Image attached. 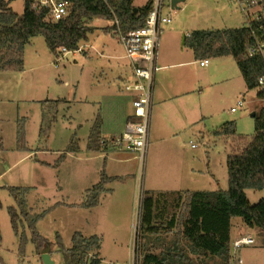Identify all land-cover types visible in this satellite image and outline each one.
<instances>
[{
    "label": "rangeland",
    "instance_id": "rangeland-1",
    "mask_svg": "<svg viewBox=\"0 0 264 264\" xmlns=\"http://www.w3.org/2000/svg\"><path fill=\"white\" fill-rule=\"evenodd\" d=\"M148 2L133 0V5L143 7ZM9 7L14 13L21 14L24 0H13ZM254 12L264 13V5L251 10V14ZM251 18L241 11L237 0H184L175 6L171 24L165 30L177 27V38L183 32L192 30L241 28ZM88 25L94 27V31L86 41L80 43V51H70L64 56L54 55L49 52L43 37L35 36L24 47L22 70L0 72L2 261L4 264H42V251L35 252L30 243L25 253H18V237L11 229L7 213V208L15 204L4 189L12 186L30 188L26 197L27 208L32 215L43 214L36 223V231L47 239L50 245L48 254L54 264H63L61 250L55 244L57 235L67 249L75 232L85 237L97 235L100 238L98 255L103 258H100L101 264H141L145 254H158L161 250L165 253L166 248L171 249V246V252L183 255L196 264H223L218 257L192 256L185 248L186 243L182 247L179 238L170 234L168 221L171 215L178 213L180 206L175 197L169 198L162 194L157 197L160 210L155 223L158 227L157 236L147 237L137 230L133 238V223L136 227L140 226L141 210L138 207L137 213L136 204L140 206L146 190L167 188L171 177L169 170L177 166L178 156L195 158V168L198 170L196 180L201 181L197 188L206 191V180L211 181V175H214L222 190H227L224 155L229 151L223 142H213L209 131L223 122H234L236 134L241 138H231L230 153L240 152L254 134L251 110L259 112V108L264 106V98L257 97L258 92L264 91V83L248 89L240 82L233 92L227 90L223 97H218L214 94L218 86L214 85L208 90L204 88L210 86L208 80L215 82L220 78V73L212 76L208 68H191L202 86L198 95L204 114L202 116L207 117L205 122L202 120L196 125L201 135L186 131L168 137V131H159L160 125L152 133L155 120L151 117V133L142 163L130 159L133 157L131 154H120L117 163H109L108 175L116 174V165L120 168L117 172L128 175L110 182L109 188L114 193L101 195L98 206L86 209L79 206L84 201L85 191L98 183L101 171L106 168L104 157L86 150L94 119L99 115L101 137L109 140L122 133L123 115L130 112L128 101L121 99L125 81H117L118 74L130 69V66L123 58L124 51L111 24L104 19H94ZM160 37L162 40L163 36ZM86 44L91 45V48H86ZM232 83L237 82H231V86ZM242 99L246 102L243 108L237 105L238 100ZM208 100L210 110L208 105L204 107ZM53 102L57 105L56 113L50 105ZM231 108L236 111L231 113ZM43 114L46 120L43 126L48 128L40 133ZM52 116H55V120L51 122ZM20 121L23 123L26 150L17 149V125ZM156 138L161 141L157 143ZM71 140H75L79 148L76 153L68 152ZM188 140L195 145V149H190ZM62 153L66 156L57 163ZM220 186L213 185L211 188L220 189ZM247 195L251 204L264 199L263 195L251 190L247 191ZM240 219L236 217L234 223ZM21 230L22 226L19 228ZM251 236L255 238L256 244L240 250L242 264H264L263 236L261 233ZM142 245L145 247L144 253L140 252ZM93 254H89V257Z\"/></svg>",
    "mask_w": 264,
    "mask_h": 264
},
{
    "label": "trees",
    "instance_id": "trees-1",
    "mask_svg": "<svg viewBox=\"0 0 264 264\" xmlns=\"http://www.w3.org/2000/svg\"><path fill=\"white\" fill-rule=\"evenodd\" d=\"M11 1L13 0H0V72L22 70L24 47L35 36H42L49 52L54 55L60 48L76 51L80 43L93 33L94 27L88 24L94 19H116L120 30L127 33L140 28L150 11L149 2L143 7H134L133 0H72L69 14L65 18L57 22H46L31 11L25 2L23 12L14 13L9 7ZM257 16L256 20L248 21L241 28L192 31L186 37L185 44L197 60L232 56L246 87L255 88L260 86L259 78H264V49L262 53L248 55V50L255 45L256 39L264 42V13L259 12ZM111 29L114 30L115 26H111ZM257 97L264 98V91L258 92ZM50 105L56 113V103ZM253 119L254 134L251 139L240 152L230 153L226 157L227 190L183 192L177 219L173 217L169 220V225L176 223V227L181 229L180 234L191 254L218 257L223 264H229L230 221L236 217H240L247 227L257 229L264 242V199L251 204L245 194L246 190L264 191V107ZM53 120L55 116H52L51 122ZM43 123H46L44 114L40 133L48 128ZM17 127V149L26 150L22 121L18 122ZM100 130L101 118L98 115L87 138V151L106 152L113 147L111 141L115 138L103 139ZM212 134L216 137L241 138L236 134L232 121L223 123ZM78 150L76 141L71 140L68 152L76 153ZM65 156L62 153L57 163ZM115 179L117 178L108 177L103 169L98 183L85 191L84 201L79 206L86 209L96 207L101 195L107 192L105 187ZM1 188L3 187L0 190ZM4 189L15 204L14 207L7 208V213L11 229L18 237L19 255L25 253L28 243L35 252L49 248L47 239L36 231V223L43 214L32 215L27 208L26 197L30 188L11 186ZM155 202L149 192L143 193L139 230L145 235L157 232ZM21 226L23 230L20 232ZM1 240L0 234V242ZM55 244L61 250L63 264H101L98 255L100 238L96 235L85 237L75 232L67 249L57 235ZM144 250L142 245L140 252L144 253ZM91 253L94 254L89 257ZM0 263L4 264L1 257ZM141 264L196 263L183 255L176 259L170 258L166 253V256L145 254Z\"/></svg>",
    "mask_w": 264,
    "mask_h": 264
},
{
    "label": "crops",
    "instance_id": "crops-1",
    "mask_svg": "<svg viewBox=\"0 0 264 264\" xmlns=\"http://www.w3.org/2000/svg\"><path fill=\"white\" fill-rule=\"evenodd\" d=\"M170 24L163 26L159 34L160 36L162 35L163 38L161 40V37L159 36V42H158V47H157V54H156L157 70L154 73V78H153L149 135L151 133V117L153 118V120H155V123L152 127V133H155L156 127L160 125L161 128L159 129V131L160 132L168 131L169 132L168 137H175L176 132H186V131H189L190 134H193V135L194 134L201 135V132L199 129H198L199 131L197 130L196 125L199 121L203 120V122H205V119L207 117L202 116L204 114L202 112L203 110L201 109V100L199 101L200 96L198 95V91H200L201 93L200 88H202V86L200 85V81L198 82L197 79L195 78V74L192 73L191 68H193L194 66H197L202 69L208 68V72L212 76L213 74L220 73L219 74L220 78H217L215 82H210V80H208V83L210 86L204 88L205 90H208L212 88V86L214 85L218 86V89L214 93L218 97L219 96L223 97V93H225L227 90H231L233 92L234 88L236 86H239L240 82L243 85L245 84V82L238 70L236 61L232 56L209 58V59H206L208 60L207 66H200L199 62L201 60L195 59L192 50H190L185 44L186 37L192 31H195V30L183 32L181 37L177 36L176 38L177 27H172L168 31L165 30V27L169 26ZM87 47L88 49H90L91 45L88 46L86 44V48ZM82 50L84 53L85 52L84 49ZM123 58L125 57L123 56ZM116 59H120V57H116ZM129 71H130V76H129ZM130 78H131V69H125L123 70L122 73L120 72L118 74L117 81L120 83V80L122 81L124 79V81L127 82L130 80ZM233 81L237 83L236 84L232 83V86H231L230 83ZM122 93H121V96H122L121 99L123 100L126 99L128 103L130 104V96L127 95L125 90H122ZM115 95L117 97L118 95L117 91ZM242 100L245 101L244 99ZM206 105H208V108H209V105H210L209 100L204 103V107ZM245 105H246V102H245ZM263 107L264 106L260 107L259 109ZM129 110L130 112L128 114H126L125 112V114L123 115V119H122L123 128L132 113L131 105H130ZM231 113H234V112H231ZM257 113L258 111L252 112L251 110L250 114L255 115ZM120 118L121 117L119 116V119ZM223 120L225 121V119ZM160 121H161V124H160ZM216 128H218V126H216L215 128H211L209 133L212 136L213 142L217 140V141L223 142L227 146L229 153L227 151L225 152L224 157L226 158L227 155L230 154V151L232 149V145H231L232 137L214 136L212 133L214 130H216ZM160 141L161 140L159 138L157 140V143H159ZM189 142L190 141L188 140V143H187L188 146H189ZM93 154H99L101 155V157H104L106 175L108 177H116L117 178L116 181L121 180L122 178L126 177L128 174L126 175L125 173L117 172V171H120V168L116 165V170L114 169V171H116L114 173L116 174L108 175L107 169H110L109 163L110 164L114 162L117 163L119 160L118 158L120 154H131L133 157H131L130 159L138 160L137 155L135 153L125 152L121 150L120 148H116V149L111 148V150H108L106 152H99V153H93ZM179 155H181V153H179ZM34 156H36V153ZM182 157L178 156L179 160H178L177 166H172L171 169L169 170L171 173V177H170V181H169L167 188L162 189V190L160 189L159 190L158 189L146 190L147 192L151 194L152 198L155 201L158 200L157 197L162 194V196H165V197L169 196V198L175 197L177 199L176 202L178 203V205L181 206V202L183 200V192L202 191L200 190V188H197L199 185H201V181L196 180V176L198 175V174L196 175V172H198V170L195 168L196 167L195 158L186 157V156H182ZM225 163H226V160H225ZM211 176H212L210 179L211 181L206 180L205 185L207 187L206 188L207 190L204 189L206 191H216L218 189H213L211 187L213 185L216 187L220 186L218 183V179L214 175H211ZM105 188L107 192H105L104 194L114 193V190L109 188V184ZM220 190H222L221 186H220ZM247 191L248 190L245 191L246 197L248 196ZM251 191L263 195L262 198H264V191H253V190ZM157 204H158L157 202H155L154 204V213L160 212ZM117 209L118 208L116 207V210ZM177 215L178 213L175 216L171 215L169 220H171L173 217L176 220ZM156 217H158V214ZM234 219L236 218H232L230 221L231 222L230 243L235 238L239 237L240 235H245V234L258 235V233H260L255 228L247 227L243 223L242 219H240L236 223H234ZM167 225H168L167 228L170 229V234L175 236L176 239L179 238L180 245L184 247L185 240L182 239V236L180 234L181 229L176 227V223H174L171 226L169 225V221H168ZM146 236L155 237L157 236V233L147 234ZM169 248H166L167 250L165 254H163L164 252H162V250L158 254H154V253H151V254L158 255V256H166V253H167L170 258L173 257L177 259L179 256H177L176 253L171 252L173 250L172 246H171V249ZM192 256H195V254H192ZM100 258L103 259L101 256Z\"/></svg>",
    "mask_w": 264,
    "mask_h": 264
},
{
    "label": "built area",
    "instance_id": "built-area-1",
    "mask_svg": "<svg viewBox=\"0 0 264 264\" xmlns=\"http://www.w3.org/2000/svg\"><path fill=\"white\" fill-rule=\"evenodd\" d=\"M24 2L27 3L31 11L36 15H40L46 22H57L65 18L69 14L72 5V0H24ZM238 3L245 16H251L250 20H256L258 13L254 12L251 14V10L263 5L264 0H244ZM149 6L150 11L146 15L143 25L138 29L123 33L116 19L109 21L111 26H115L113 31L131 69V78L125 82L124 90L130 96L132 109L130 118L125 123L122 133L119 137L113 139L111 144L114 148L135 153L140 163L144 159L148 146L151 98L154 73L157 70L156 54L159 34L163 26L171 23L172 13L175 8L171 5V0H149ZM263 49L264 42L256 39L255 45L249 48L248 55L252 56L256 53H262ZM76 51H80V49ZM69 52L65 48H60L57 54L58 56H64ZM199 65L207 66L208 60H201ZM263 83L264 78H259L258 84L262 85ZM237 105L243 108L245 101L238 100ZM235 111V108L230 109V112ZM189 147L194 149L195 145L190 141ZM138 197H140V193ZM141 203L140 206L136 204V211L138 207L141 210ZM140 218L141 213L139 222ZM134 220L136 221V215ZM137 230H139V227H136L133 223V238H135ZM255 244V238L248 234L235 238L229 246L228 263L242 264L239 255L240 250L245 247H253Z\"/></svg>",
    "mask_w": 264,
    "mask_h": 264
},
{
    "label": "water",
    "instance_id": "water-1",
    "mask_svg": "<svg viewBox=\"0 0 264 264\" xmlns=\"http://www.w3.org/2000/svg\"><path fill=\"white\" fill-rule=\"evenodd\" d=\"M183 1L184 0H171V5L175 7L178 3L183 2ZM255 115L252 114L251 116L254 117ZM48 251H49V248H45L42 250L40 254V259L42 261V264H54V261L51 259L50 255L48 254Z\"/></svg>",
    "mask_w": 264,
    "mask_h": 264
}]
</instances>
